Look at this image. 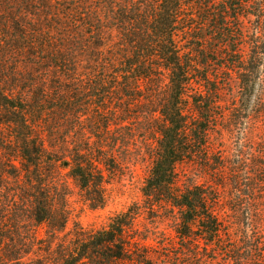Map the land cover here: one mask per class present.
<instances>
[{"label":"trees","instance_id":"trees-1","mask_svg":"<svg viewBox=\"0 0 264 264\" xmlns=\"http://www.w3.org/2000/svg\"><path fill=\"white\" fill-rule=\"evenodd\" d=\"M136 149L141 202L67 232ZM0 264H264V0H0Z\"/></svg>","mask_w":264,"mask_h":264},{"label":"rangeland","instance_id":"rangeland-1","mask_svg":"<svg viewBox=\"0 0 264 264\" xmlns=\"http://www.w3.org/2000/svg\"><path fill=\"white\" fill-rule=\"evenodd\" d=\"M253 24L254 20L247 21V25L252 26ZM231 78V88L229 87L225 91L227 98L231 97L237 89V76L234 75ZM228 79L229 77L222 78L221 83L228 84ZM258 79L254 84L256 90L261 86V75H258ZM252 99H254V94H252ZM242 130L244 128L240 131L236 130V133L233 135L226 134L224 139L218 141L216 159L221 157L223 151L233 153V151H240L241 148L249 146L247 137ZM144 153L145 151L136 149L133 154V159L129 164L130 167L125 170L120 178L110 181V184L107 186V203L103 208L91 209L79 197L78 190L72 186L73 195L70 199L71 220L68 224L67 232L71 231L75 225H80L87 231L98 230L104 227L113 215L126 211L133 204L141 202V188L148 171V159ZM198 170V168L189 165H185L182 168V171L187 175L197 174L199 178L201 173ZM204 179L201 178L198 180L199 183H204ZM224 196L229 197V192H226ZM169 240H172V237L169 236Z\"/></svg>","mask_w":264,"mask_h":264}]
</instances>
